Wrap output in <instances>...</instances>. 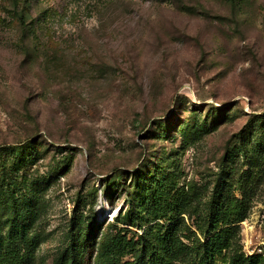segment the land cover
Listing matches in <instances>:
<instances>
[{
    "label": "rangeland",
    "instance_id": "374dc122",
    "mask_svg": "<svg viewBox=\"0 0 264 264\" xmlns=\"http://www.w3.org/2000/svg\"><path fill=\"white\" fill-rule=\"evenodd\" d=\"M168 175L201 208L244 196L264 255V0H0V234L32 198L35 264L72 229L108 264Z\"/></svg>",
    "mask_w": 264,
    "mask_h": 264
},
{
    "label": "trees",
    "instance_id": "16d2710c",
    "mask_svg": "<svg viewBox=\"0 0 264 264\" xmlns=\"http://www.w3.org/2000/svg\"><path fill=\"white\" fill-rule=\"evenodd\" d=\"M145 202L146 226L131 238L114 235L104 246L108 264H264V255L247 256L242 250L238 224L248 212L246 198L230 196L213 185L204 207L193 205V197L177 188L173 177L156 180L148 187ZM32 198L19 210V202L0 234V264H35L39 236L32 228ZM147 201V200H146ZM24 211L23 213H21ZM31 212V215L29 214ZM192 219L186 221L185 214ZM194 215L193 218H190ZM70 231L66 249L57 264H81L79 239Z\"/></svg>",
    "mask_w": 264,
    "mask_h": 264
}]
</instances>
